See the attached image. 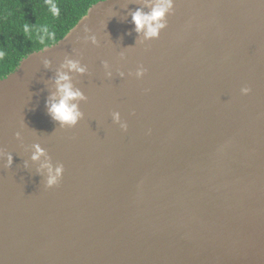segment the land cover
Returning <instances> with one entry per match:
<instances>
[{
    "label": "water",
    "instance_id": "water-1",
    "mask_svg": "<svg viewBox=\"0 0 264 264\" xmlns=\"http://www.w3.org/2000/svg\"><path fill=\"white\" fill-rule=\"evenodd\" d=\"M154 3L98 1L0 79V264H264V0H172L146 41L131 13ZM66 59L87 68L71 129L45 107Z\"/></svg>",
    "mask_w": 264,
    "mask_h": 264
},
{
    "label": "clouds",
    "instance_id": "clouds-1",
    "mask_svg": "<svg viewBox=\"0 0 264 264\" xmlns=\"http://www.w3.org/2000/svg\"><path fill=\"white\" fill-rule=\"evenodd\" d=\"M48 7L53 16H59L60 8L54 0H48ZM172 12V0H155L151 10L145 12L142 9H137L131 13V23L134 25V31L143 36L144 40H153L158 37L161 30L166 27L165 17ZM87 31V29H85ZM86 39L95 45L97 43L94 36H88ZM49 61H44V66H49ZM104 68V76L106 79H111L112 71L109 64L102 62ZM85 74L86 66L82 65L80 60L66 59L60 66V70L56 73V78L53 81L55 85V93L50 95L45 103L47 114L50 119L59 126V128H74L77 123L83 119V113L80 111V103L86 100L82 92L75 88L71 82L72 78L68 73ZM123 74L121 73V76ZM137 78L143 75V69H138L135 73ZM249 88L241 89L242 94H248ZM112 123L118 125L121 131H127V124L121 120L119 112L111 113ZM19 133L15 134L16 139H19ZM13 157L8 154L6 158L7 166L11 168ZM30 160L34 163H39L37 168L38 174L44 176V187L53 188L58 186L62 173L63 165L57 163L53 165L51 158L39 143L32 145ZM27 167V165H25Z\"/></svg>",
    "mask_w": 264,
    "mask_h": 264
},
{
    "label": "trees",
    "instance_id": "trees-1",
    "mask_svg": "<svg viewBox=\"0 0 264 264\" xmlns=\"http://www.w3.org/2000/svg\"><path fill=\"white\" fill-rule=\"evenodd\" d=\"M98 1L54 0L60 14L53 16L48 0H0V79L32 52L57 43Z\"/></svg>",
    "mask_w": 264,
    "mask_h": 264
}]
</instances>
